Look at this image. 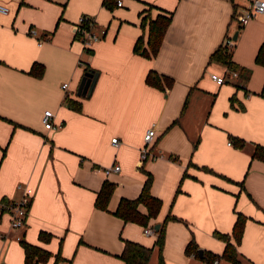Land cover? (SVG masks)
<instances>
[{"label": "crops", "instance_id": "0c3cea01", "mask_svg": "<svg viewBox=\"0 0 264 264\" xmlns=\"http://www.w3.org/2000/svg\"><path fill=\"white\" fill-rule=\"evenodd\" d=\"M248 1L123 0L110 10L103 0H0L10 8L0 12V264H24L19 233L54 254L39 264H55L59 251L57 264H125L119 256L125 239L152 248L148 264H209L186 252L192 238L203 255L210 251L231 264L222 257L226 242L214 232L231 234L238 212L248 217L238 258L264 264V160L253 157L255 145H264V65L256 62L264 13L241 25L234 12ZM150 6L153 17L172 12L153 57L134 50L140 36L146 45L141 12ZM82 15L103 32L87 51L75 32ZM236 32L239 74L218 84L211 74L229 68L210 56ZM34 62L45 65L41 76L30 72ZM87 67L99 74L83 97L77 90ZM151 70L173 85L147 83ZM67 95L81 108L70 107ZM46 109L54 112V128L44 125ZM153 124L155 155L142 159ZM115 163L120 170L106 174ZM148 173L151 193L162 200L148 225L165 224L161 253L157 229L147 234L148 226L114 213L122 197L139 195ZM105 179L116 183L108 210L95 205ZM19 184L34 189L20 231L2 208V201L21 196ZM42 230L52 238L42 240Z\"/></svg>", "mask_w": 264, "mask_h": 264}, {"label": "trees", "instance_id": "16d2710c", "mask_svg": "<svg viewBox=\"0 0 264 264\" xmlns=\"http://www.w3.org/2000/svg\"><path fill=\"white\" fill-rule=\"evenodd\" d=\"M103 5L110 10L115 9L117 6V0H103ZM154 6V5H153ZM150 10L145 9L141 12L142 15V26L145 28L148 25V37L145 42L143 36H140L136 43L134 50L138 53H142L147 57H153L159 52L164 35L172 21V12L158 13L155 17L151 14ZM79 36V35H78ZM212 60H216L224 63L228 66L229 69L239 70L238 65L233 60V50L228 48V46L223 42L216 50H214L210 56ZM256 62L264 65V43L260 46L257 55ZM90 69L86 68V71ZM45 65L40 62H34L30 72L34 75L41 76L44 73ZM146 82L164 89L166 86L171 87L174 83V79L161 75L155 70L149 71L146 77ZM65 102L72 108L80 109L81 102L72 98L70 95H67ZM237 145H243V140L237 138ZM253 157L264 160V145L257 144L253 150ZM153 182V175L148 173V176L145 180V183L142 187L141 192L135 198L122 197L119 201V204L114 211L116 215L121 217L124 221H132L143 226H148L150 220L158 216L160 208L162 206V200L151 193V186ZM116 183L109 179H105L102 187L98 191V194L95 199V205L97 208L108 210V205L112 194L115 190ZM140 204H144L147 208V212H142L139 208ZM5 210V209H4ZM175 218V217H174ZM248 217L242 212H238L237 219L235 221L232 233H222L220 231H215L214 234L223 239L226 242L225 249L222 253V257L231 261V264H242L238 258V245L242 240L244 234L245 225ZM158 237L156 240L157 245L159 246L160 253L163 250L165 244V224L162 223L161 226L157 229ZM39 237L42 240H50L52 238V233L46 231H40ZM232 237L235 239V242H232ZM24 250H25V261L24 264H39L41 261H47L54 254L37 244H32L24 239L21 240ZM199 245L195 238H192L186 247L187 253L199 254ZM152 253V248L148 247L138 241L131 239L124 240L123 251L119 256L124 260L125 264H148ZM62 255L59 251L55 254V264L61 259ZM203 257L207 259L208 262L212 261L215 257H219L217 254L204 251Z\"/></svg>", "mask_w": 264, "mask_h": 264}, {"label": "built area", "instance_id": "2783aa9c", "mask_svg": "<svg viewBox=\"0 0 264 264\" xmlns=\"http://www.w3.org/2000/svg\"><path fill=\"white\" fill-rule=\"evenodd\" d=\"M117 5H123V0H117ZM0 12L7 14L10 12V8L0 2ZM264 13V0H249L248 4L245 7L239 8L234 12V18L241 24L246 25L251 19L257 17ZM76 34H78L79 39L84 43L85 50H89L93 47L94 43L102 38V34L97 31L94 18L88 15L80 16L76 28ZM31 34H36L37 30L35 28L30 29ZM224 43L228 46V48L233 49L235 46V39L232 36H227ZM41 44V42H40ZM228 71L225 74L212 73L211 77L218 84H223L226 82L227 75L232 74L237 76L239 74L238 70L227 69ZM230 70V71H229ZM62 87L65 90H68L69 83H64ZM54 112L51 109H46L43 115V122L47 128H54ZM156 132V126L153 124L144 135V145L141 148V158L147 159L150 156H154L151 149V144ZM112 142L114 144L119 143V138L117 136L112 138ZM231 144V141L228 142ZM121 166L118 163H115L112 166H108L104 168V172L106 174L111 171L120 170ZM18 188L21 190V196L18 199L2 201V208L10 213V226L14 230H22L27 223V216L29 214V207L32 202V198L34 195V189L28 185L19 184ZM145 232L147 234L155 233V229L153 227H146ZM17 240H22L23 235L17 234ZM209 264H221L220 257H215Z\"/></svg>", "mask_w": 264, "mask_h": 264}, {"label": "water", "instance_id": "95a60500", "mask_svg": "<svg viewBox=\"0 0 264 264\" xmlns=\"http://www.w3.org/2000/svg\"><path fill=\"white\" fill-rule=\"evenodd\" d=\"M237 33L236 32L233 36L234 39H237ZM98 74L99 72L98 71H95L94 69L90 68L88 69L87 71H85L81 81H80V84H79V87H78V90H77V94L80 95V96H83V97H88L92 94V91L94 89V86L96 84V81H97V78H98ZM160 226L159 223H157L155 225V229H158ZM199 254L201 256H203V249H199Z\"/></svg>", "mask_w": 264, "mask_h": 264}, {"label": "rangeland", "instance_id": "374dc122", "mask_svg": "<svg viewBox=\"0 0 264 264\" xmlns=\"http://www.w3.org/2000/svg\"><path fill=\"white\" fill-rule=\"evenodd\" d=\"M102 36H103V32H101ZM235 43H236V40H235ZM92 49V48H91Z\"/></svg>", "mask_w": 264, "mask_h": 264}]
</instances>
